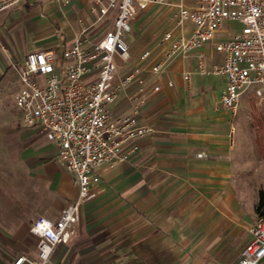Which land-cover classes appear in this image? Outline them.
Returning a JSON list of instances; mask_svg holds the SVG:
<instances>
[{
    "label": "crops",
    "instance_id": "crops-1",
    "mask_svg": "<svg viewBox=\"0 0 264 264\" xmlns=\"http://www.w3.org/2000/svg\"><path fill=\"white\" fill-rule=\"evenodd\" d=\"M42 1L21 0L11 7V12H7L10 8L1 12L0 30L17 13L27 25L44 29L50 35L39 46H64L95 18L90 11L91 0H58L64 6L72 5L73 11L68 12V25L63 32H48L39 19L16 10L23 3L41 8ZM154 7L164 9V31L169 26V8L152 5L132 20L137 21ZM102 28L94 34L101 33ZM161 34L151 47L153 55L142 64L144 67L163 60L167 45H160ZM201 50L208 66L223 61L224 55L215 51L212 43H206ZM24 55L13 58L0 38V67L8 66L12 60L22 62ZM133 63L130 58L127 64H118L119 73L137 64L138 57ZM195 63L194 56H175L164 61L161 74L148 76L149 82L157 81L161 89L146 93L138 116L142 123L153 127V132L139 142L129 160L100 169V191L81 205L69 240L53 248L49 264H220L229 258L228 251L235 244L243 243L242 249L250 240L248 228L256 216L259 188L241 176V153L233 143L234 118L219 105L227 78L199 75L194 72ZM186 70L192 71L187 83L182 79ZM167 80L172 81L171 87H167ZM18 87L16 76L14 93ZM134 90L132 84L121 93L112 105L116 113L130 110L126 95ZM17 118L19 121L18 114ZM46 148L44 145L40 150L44 152ZM199 152L206 156L197 157ZM58 166L48 164L54 186L60 190L63 203L65 199L71 202L77 196V187H70L71 182L75 183L74 177ZM246 194L251 197L247 206L243 205ZM69 202L60 207L55 218L49 219L54 221ZM258 264H264V258Z\"/></svg>",
    "mask_w": 264,
    "mask_h": 264
},
{
    "label": "built area",
    "instance_id": "built-area-1",
    "mask_svg": "<svg viewBox=\"0 0 264 264\" xmlns=\"http://www.w3.org/2000/svg\"><path fill=\"white\" fill-rule=\"evenodd\" d=\"M20 1L0 0V13ZM152 5L171 10L159 42L167 45L163 60L144 67L154 53L146 48L138 63L120 74L118 61L127 64L131 58L127 41L131 19ZM90 11L94 20L84 24L70 44L33 50L19 64L13 63L19 82L13 101L20 125L37 129L54 146L74 177L77 196L54 221L40 216L31 223L29 230L37 237L35 258L19 254L10 264H49L53 248L69 240L81 205L100 191V169L129 160L139 142L153 132L151 125L139 120V109L147 92L160 91V84L149 82L148 76L161 74L167 59L194 56L195 73L226 76L219 105L232 115L243 94L264 101V0H91ZM225 20L243 27L217 42L216 33ZM99 25L104 28L94 34ZM206 43L224 55L221 63L207 65L201 50ZM191 72H182L186 83ZM132 84L135 90L126 95L130 110L116 113L112 105ZM166 85L173 83L167 80ZM250 234L238 259L229 264H258L264 258V216Z\"/></svg>",
    "mask_w": 264,
    "mask_h": 264
},
{
    "label": "rangeland",
    "instance_id": "rangeland-1",
    "mask_svg": "<svg viewBox=\"0 0 264 264\" xmlns=\"http://www.w3.org/2000/svg\"><path fill=\"white\" fill-rule=\"evenodd\" d=\"M16 7L23 15L39 19L42 25L46 24L45 29L48 32L56 34L64 31L68 25V12L73 11L72 5L64 6L58 0L41 2L40 7L50 15L43 13L41 8L28 7L25 3ZM8 11L11 12L12 8ZM142 11L138 14H142ZM138 14L135 16L138 17ZM163 16L164 9L154 7L137 21L131 19V31L127 41L132 63H135L143 49L153 47L154 41L165 27ZM242 27L238 21L225 20L216 33L215 41L227 40L231 35L240 32ZM46 36L50 35L44 29L27 25L23 19H19L17 13L13 15V21L8 19L0 30L1 40L5 41L13 58L17 59H21L28 51L45 48L46 46L41 47L39 44ZM13 63L20 62L12 60L8 66L0 67V264H9L20 253H25L28 259H34L37 239L30 233L31 223L40 216L55 218L60 207L69 202L65 199L63 203L60 199L61 192L54 186L52 173L49 171L48 164L51 162L59 165V170L68 172L58 160L54 146L46 144L45 138L37 129L24 128L18 121V111L13 102L17 76ZM118 63L124 64L122 61ZM213 105L211 103L210 108ZM255 111L264 119V101L252 100L243 94L236 114L229 113L234 118V147L241 153V176L249 179L256 188L264 189V156L260 154L256 144V127L253 121ZM44 145L47 148L43 152L40 149ZM71 185V188L77 187L75 183L71 182ZM250 203L251 197L246 194L243 205ZM258 219L257 215L252 219L249 233ZM242 244H235L228 251L229 258H224L225 261H220V264H228L234 260L239 255Z\"/></svg>",
    "mask_w": 264,
    "mask_h": 264
},
{
    "label": "trees",
    "instance_id": "trees-1",
    "mask_svg": "<svg viewBox=\"0 0 264 264\" xmlns=\"http://www.w3.org/2000/svg\"><path fill=\"white\" fill-rule=\"evenodd\" d=\"M253 121L256 127V144L260 154L264 156V119L259 112L253 114ZM258 200L255 204V213L261 218L264 216V189L259 188L257 192Z\"/></svg>",
    "mask_w": 264,
    "mask_h": 264
}]
</instances>
